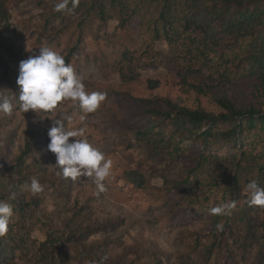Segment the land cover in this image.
Instances as JSON below:
<instances>
[{
  "label": "rangeland",
  "instance_id": "rangeland-1",
  "mask_svg": "<svg viewBox=\"0 0 264 264\" xmlns=\"http://www.w3.org/2000/svg\"><path fill=\"white\" fill-rule=\"evenodd\" d=\"M59 2H7L0 97L14 107L11 115L0 113V200L11 203L13 215L0 236V264H264V207L252 205L244 191L251 180L264 187V124L244 130L238 140L204 141L179 139L147 116L148 104L122 94L106 96L87 114L71 100L51 113L19 108L24 58L12 52L29 57L43 46L63 57L69 53L67 64L86 91L93 92L88 81L123 85L122 66L136 81L162 76L171 96L191 102L193 94L174 72L188 67L181 59L188 58L183 23L211 16L178 0L170 13L171 41L163 35L155 40L159 0H68L56 11ZM236 95L242 102L246 93ZM58 113L70 116L66 127L83 129L84 138L112 161L103 191L94 177L58 174L56 156L47 149L52 118L44 117ZM17 158L16 170L1 169ZM129 169L142 172L147 184L129 182L123 175ZM32 179L42 192L25 189ZM226 202H235L229 214L211 213Z\"/></svg>",
  "mask_w": 264,
  "mask_h": 264
},
{
  "label": "trees",
  "instance_id": "trees-1",
  "mask_svg": "<svg viewBox=\"0 0 264 264\" xmlns=\"http://www.w3.org/2000/svg\"><path fill=\"white\" fill-rule=\"evenodd\" d=\"M8 1L0 0V47L4 43L3 31L9 23ZM176 1L159 0L153 26L155 40L163 35L171 41L173 20L170 13ZM184 4L212 18L205 22L185 18L183 23L188 32L185 38L188 58L181 59H186L188 67L174 72L180 79V86L193 94L191 102L171 96L169 84L162 76L136 81L128 74L130 70L127 73L122 66L118 74L123 85L103 87L89 81L88 84L92 91L103 92L105 97L122 94L145 102L147 116L169 127L179 139L238 140L244 130L264 124V0H184ZM102 8L100 5L99 14L103 13ZM173 13L179 14L176 9ZM210 29L218 33H210ZM198 33L202 35L199 38ZM12 53L28 58L21 51ZM68 56L69 53L64 56L66 63ZM240 91L246 93L242 102L236 95ZM18 163L17 158L3 164L1 169L16 170ZM123 175L138 187L147 184L145 175L136 169L125 170ZM17 200L20 202V198Z\"/></svg>",
  "mask_w": 264,
  "mask_h": 264
},
{
  "label": "clouds",
  "instance_id": "clouds-1",
  "mask_svg": "<svg viewBox=\"0 0 264 264\" xmlns=\"http://www.w3.org/2000/svg\"><path fill=\"white\" fill-rule=\"evenodd\" d=\"M68 0H60L55 4V10L67 8ZM75 7V2L73 3ZM17 84L20 86L18 100L19 108L24 112L33 110L36 113H51L57 109L63 100H71L80 110L87 114L97 110L105 99V94L99 91H86V86L76 74L71 64L65 62L64 57L48 46L38 48V52L23 59L19 63ZM13 103L6 97H0V113L11 115ZM48 129V151L56 156L55 166L65 178L75 180L77 177H94L100 191L104 190L103 181L109 177L112 161L105 158V154L84 138L83 129H69L65 121L70 116L58 113L53 116ZM85 119L84 115L80 117ZM75 138V139H70ZM25 189L33 195L43 191L42 185L32 179ZM252 205L264 207V187L257 181L251 180L244 189ZM11 199H15V194ZM235 207V202H226L211 208L213 215L229 214ZM13 215L11 203L0 200V236L8 231L10 218Z\"/></svg>",
  "mask_w": 264,
  "mask_h": 264
}]
</instances>
